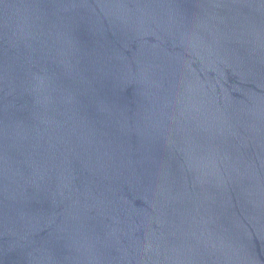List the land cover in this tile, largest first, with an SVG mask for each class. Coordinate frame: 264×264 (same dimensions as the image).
<instances>
[{
    "label": "water",
    "instance_id": "1",
    "mask_svg": "<svg viewBox=\"0 0 264 264\" xmlns=\"http://www.w3.org/2000/svg\"><path fill=\"white\" fill-rule=\"evenodd\" d=\"M0 264H264V0H0Z\"/></svg>",
    "mask_w": 264,
    "mask_h": 264
}]
</instances>
